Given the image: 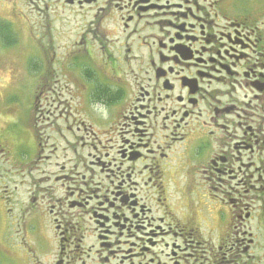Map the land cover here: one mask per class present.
I'll return each mask as SVG.
<instances>
[{
	"label": "flooded vegetation",
	"instance_id": "flooded-vegetation-1",
	"mask_svg": "<svg viewBox=\"0 0 264 264\" xmlns=\"http://www.w3.org/2000/svg\"><path fill=\"white\" fill-rule=\"evenodd\" d=\"M2 3L0 44L68 25L0 264H264V0Z\"/></svg>",
	"mask_w": 264,
	"mask_h": 264
},
{
	"label": "rangeland",
	"instance_id": "rangeland-1",
	"mask_svg": "<svg viewBox=\"0 0 264 264\" xmlns=\"http://www.w3.org/2000/svg\"><path fill=\"white\" fill-rule=\"evenodd\" d=\"M2 4L0 0V10L6 8ZM36 14L39 16L32 17L26 34L15 35L9 42L0 44V154L10 152L20 164L34 158L38 150L36 130L31 132L30 124L36 103L40 113L46 101L51 102L46 96L54 95L53 91L59 89L57 79L62 63L59 45L60 40L64 42L60 31L68 25L61 24L52 14L49 17L45 13ZM64 64L68 66L70 62ZM32 127L36 128L34 124ZM13 184L6 185L13 188ZM1 194L6 195L3 191Z\"/></svg>",
	"mask_w": 264,
	"mask_h": 264
}]
</instances>
